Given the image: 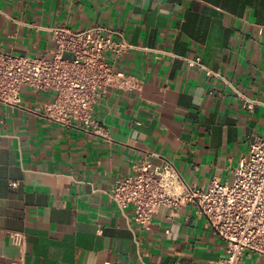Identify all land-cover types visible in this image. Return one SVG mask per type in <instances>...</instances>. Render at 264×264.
Wrapping results in <instances>:
<instances>
[{
  "label": "crops",
  "instance_id": "obj_1",
  "mask_svg": "<svg viewBox=\"0 0 264 264\" xmlns=\"http://www.w3.org/2000/svg\"><path fill=\"white\" fill-rule=\"evenodd\" d=\"M60 26L121 34L134 49L114 71L139 88L99 91L98 134L47 118L51 91L0 103V264H218L224 243L192 204L158 207L145 231L107 192L145 163L195 189L232 182L264 140V0H0L1 52L50 58Z\"/></svg>",
  "mask_w": 264,
  "mask_h": 264
},
{
  "label": "built area",
  "instance_id": "obj_2",
  "mask_svg": "<svg viewBox=\"0 0 264 264\" xmlns=\"http://www.w3.org/2000/svg\"><path fill=\"white\" fill-rule=\"evenodd\" d=\"M50 32V58L0 51V103L19 105L22 88L51 91L52 102L43 106L47 118L63 126L78 123L84 131L98 134L101 126L93 112L100 94L109 88H139L137 80L114 71V63L134 47L121 34L100 27L78 31L60 26ZM186 61L203 68L199 58ZM253 105L243 99L244 109ZM107 195L120 211L131 208L134 222L145 231L158 207L192 204L224 243L225 257L218 264H240L246 252L264 256L262 139L254 138L248 154L239 158L230 184L213 178L205 190L195 189L183 182L171 162L160 168L145 163L134 175L117 179ZM11 238L16 246L24 243L21 233Z\"/></svg>",
  "mask_w": 264,
  "mask_h": 264
}]
</instances>
